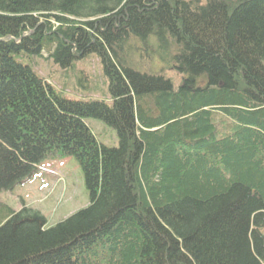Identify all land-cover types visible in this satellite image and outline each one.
Returning <instances> with one entry per match:
<instances>
[{"label":"trees","instance_id":"trees-1","mask_svg":"<svg viewBox=\"0 0 264 264\" xmlns=\"http://www.w3.org/2000/svg\"><path fill=\"white\" fill-rule=\"evenodd\" d=\"M44 51L63 69L95 55L110 102L18 61ZM52 154L90 204L47 228L0 203V264H264V0H0V193Z\"/></svg>","mask_w":264,"mask_h":264},{"label":"rangeland","instance_id":"rangeland-1","mask_svg":"<svg viewBox=\"0 0 264 264\" xmlns=\"http://www.w3.org/2000/svg\"><path fill=\"white\" fill-rule=\"evenodd\" d=\"M18 61L31 66L58 94L68 100L110 102L108 81L104 77L102 64L95 55L76 61L68 69L55 64L46 51L42 53V57H20ZM145 62H150L145 68L150 66L155 71H163L176 88L181 84L182 78L170 62L162 63L156 57ZM85 123L99 143L109 148L118 147L116 131L103 121L86 119ZM0 203L16 212L23 206L38 211L45 217L47 228H50L88 207L90 196L77 160L72 156L52 154L39 163L33 177L26 184L19 185L12 191L1 192Z\"/></svg>","mask_w":264,"mask_h":264}]
</instances>
